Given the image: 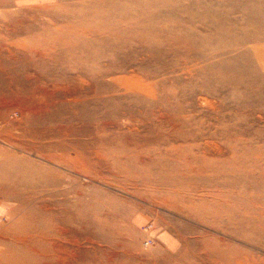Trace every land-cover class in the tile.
I'll use <instances>...</instances> for the list:
<instances>
[{
	"label": "rangeland",
	"instance_id": "rangeland-1",
	"mask_svg": "<svg viewBox=\"0 0 264 264\" xmlns=\"http://www.w3.org/2000/svg\"><path fill=\"white\" fill-rule=\"evenodd\" d=\"M0 264H264V0H0Z\"/></svg>",
	"mask_w": 264,
	"mask_h": 264
},
{
	"label": "bare ground",
	"instance_id": "bare-ground-1",
	"mask_svg": "<svg viewBox=\"0 0 264 264\" xmlns=\"http://www.w3.org/2000/svg\"><path fill=\"white\" fill-rule=\"evenodd\" d=\"M213 16V15H212ZM211 16V17H212ZM227 42H229V40H225L224 41V44H227ZM126 79V78H125ZM119 82L121 81V80H118ZM121 83V82H120ZM187 136V135H186ZM25 166V165H24ZM38 166V165H37ZM26 167H28V164H27V166ZM44 167L45 166H42V165H40L37 169H36V171L35 170H31L29 167V169H30V172L28 171L29 169H26L27 171H24V170H21L23 173H20L19 174V176H20V181L22 182V183H28V180H34V184L32 185L33 187H34V185L36 186H38L39 184H42V183H44V182H48V184H45L46 186L45 187H48V188H56V187H58L60 184H58L57 183V181L58 180H47L46 181V179H45V176H50V172L48 171V170H46V169H44ZM175 172V171H174ZM192 184V183H191ZM184 199V198H183ZM182 199V200H183ZM239 207V206H238ZM223 213V212H222ZM216 213H214V215H215ZM231 214V213H230ZM263 214V213H262ZM213 215V217H215ZM226 215H227V213H226ZM212 216V215H211ZM231 217V216H230ZM226 218V217H225ZM215 219V218H214ZM230 220V219H229ZM238 221V220H237ZM231 222H229V224H230ZM239 223V222H238ZM231 225V224H230Z\"/></svg>",
	"mask_w": 264,
	"mask_h": 264
},
{
	"label": "built area",
	"instance_id": "built-area-1",
	"mask_svg": "<svg viewBox=\"0 0 264 264\" xmlns=\"http://www.w3.org/2000/svg\"><path fill=\"white\" fill-rule=\"evenodd\" d=\"M149 243H151V240H150V239H149V240H146V241L144 242L145 245H149Z\"/></svg>",
	"mask_w": 264,
	"mask_h": 264
}]
</instances>
